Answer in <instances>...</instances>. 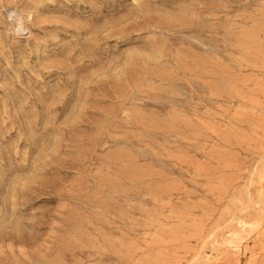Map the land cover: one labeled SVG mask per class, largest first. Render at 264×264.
Listing matches in <instances>:
<instances>
[{"label": "rangeland", "instance_id": "rangeland-1", "mask_svg": "<svg viewBox=\"0 0 264 264\" xmlns=\"http://www.w3.org/2000/svg\"><path fill=\"white\" fill-rule=\"evenodd\" d=\"M0 211V264H264V0H0Z\"/></svg>", "mask_w": 264, "mask_h": 264}, {"label": "bare ground", "instance_id": "bare-ground-1", "mask_svg": "<svg viewBox=\"0 0 264 264\" xmlns=\"http://www.w3.org/2000/svg\"><path fill=\"white\" fill-rule=\"evenodd\" d=\"M9 13V12H8ZM13 13V12H12ZM15 14V13H14ZM17 17V16H16ZM20 17V15L18 16V18ZM31 18V17H30ZM19 27V26H18ZM62 28V27H61ZM22 29L23 28H21L20 30H21V33H22ZM18 33V32H17ZM45 39V38H44ZM49 39V38H48ZM151 50V49H150ZM157 51V50H156ZM35 52V51H34ZM153 52V51H152ZM160 54V53H159ZM157 55V54H156ZM37 56V55H36ZM10 70V69H9ZM24 114V113H23ZM43 157V156H42ZM34 164V163H33ZM15 203V202H14ZM1 212V211H0ZM2 213V212H1ZM252 226V225H251Z\"/></svg>", "mask_w": 264, "mask_h": 264}]
</instances>
